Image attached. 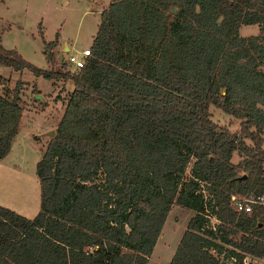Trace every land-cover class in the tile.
<instances>
[{
	"label": "trees",
	"instance_id": "obj_1",
	"mask_svg": "<svg viewBox=\"0 0 264 264\" xmlns=\"http://www.w3.org/2000/svg\"><path fill=\"white\" fill-rule=\"evenodd\" d=\"M249 24L257 33L239 35ZM96 27L74 71L0 45V66L72 84L35 164L38 211L0 205V264H146L173 204L194 214L167 264L264 261V205L230 200L264 198V0H110ZM41 44L52 63L56 36ZM22 85L0 93V159ZM209 105L238 128L213 123Z\"/></svg>",
	"mask_w": 264,
	"mask_h": 264
},
{
	"label": "rangeland",
	"instance_id": "obj_2",
	"mask_svg": "<svg viewBox=\"0 0 264 264\" xmlns=\"http://www.w3.org/2000/svg\"><path fill=\"white\" fill-rule=\"evenodd\" d=\"M109 2L110 0H0V45L5 49H16L23 60L39 68L58 69L63 61L70 71H74V65L67 62L68 56L79 57L81 51L89 49L99 15ZM257 31V25H242L239 35L246 37ZM41 36L45 41L53 40L56 36L52 63L46 62L42 56ZM0 76V93L7 96H10V90L17 79L23 82L18 99L21 116L14 149L10 156L0 161V169H3L0 171V204L30 217L37 210L40 201L39 180L33 160L49 141L48 132H54L72 84L69 81L44 80L27 70L19 74L3 66H0ZM208 112L213 123L224 126L231 132L238 128L237 119L224 114L215 106L209 105ZM262 133L261 147L264 149V127ZM246 142L250 144L248 140ZM240 159L238 152H234L231 162L234 164ZM189 167L190 164L184 170L183 179L190 175ZM101 178L98 176L96 180L100 181ZM193 214V211L175 204L170 206L151 263L158 261L156 258L159 256L161 261L158 264L166 261ZM210 222L215 224L213 219ZM248 263L257 264L254 259H249Z\"/></svg>",
	"mask_w": 264,
	"mask_h": 264
},
{
	"label": "built area",
	"instance_id": "obj_3",
	"mask_svg": "<svg viewBox=\"0 0 264 264\" xmlns=\"http://www.w3.org/2000/svg\"><path fill=\"white\" fill-rule=\"evenodd\" d=\"M89 49H84L83 51L80 52L79 57H74L73 55H69L67 58V62L70 64H73L75 68H80L82 67V61L84 56L88 55ZM233 208H235L237 211H242L245 213H250L252 210V206L254 205H264V198L262 195L258 194H249L246 197L239 198L236 195L231 196L230 198ZM250 258L245 256L243 258V263L244 264H249L248 260ZM247 261V262H246Z\"/></svg>",
	"mask_w": 264,
	"mask_h": 264
},
{
	"label": "crops",
	"instance_id": "obj_4",
	"mask_svg": "<svg viewBox=\"0 0 264 264\" xmlns=\"http://www.w3.org/2000/svg\"><path fill=\"white\" fill-rule=\"evenodd\" d=\"M64 49H66V47H65ZM15 137H16V135H15ZM15 137L13 138V143H12V145H11L10 151L8 152V154H6L4 157H2V158L0 159V161L4 160V158H7L8 156H10V154H12L13 149H14V143H15V141H16V140H15ZM45 146H46V145H45ZM45 146L43 147L42 151L40 150V152H39V154L37 155V157L33 160L35 164H36V162H37L38 160H40V156H41V154H42V152H43ZM2 170H3V169H0V171H2ZM39 202H40V201H39ZM0 205L3 206V207H5L3 204H0ZM21 207H22V206H21ZM6 208H7V207H6ZM11 208H12V207H11ZM11 208L8 207V209L12 210ZM23 209H24V207H23ZM38 209H39V205H38L37 210H38ZM37 210H36V211L34 212V214H33L32 216H30V217L25 216V215H23V216H25L26 218L31 219V218H33V216L36 214ZM12 211H13V210H12ZM14 211H15V210H14ZM14 211H13V212H14ZM15 212H16V211H15ZM16 213H18V212H16ZM18 214H19V213H18ZM21 215H22V214H21ZM161 231H162V230H161ZM159 238H160V235L158 236V238H157V240H156V242H155V244H154V246H153L154 248H153L151 254H150L149 257L147 258L146 264H158V261L161 259L160 256H159V258H156V259H158V261H154V262L151 263V259H152V257H153V254L155 253V250L158 248L157 245H158V240H159ZM176 244H177V243H176ZM175 248H176V245H175V247H174V250H175ZM174 250L171 251L169 257H167L166 261H165L163 264H167V263H168V261L170 260V258H171V256H172ZM164 251H165V250H164ZM164 251H163V253H164ZM247 257H249L250 259H254V261H255L257 264H264V261H262L261 259H258V258H256V257L253 258V257H250V256H247ZM257 260H258V261H257ZM160 261H161V260H160ZM160 261H159V262H160Z\"/></svg>",
	"mask_w": 264,
	"mask_h": 264
},
{
	"label": "water",
	"instance_id": "obj_5",
	"mask_svg": "<svg viewBox=\"0 0 264 264\" xmlns=\"http://www.w3.org/2000/svg\"><path fill=\"white\" fill-rule=\"evenodd\" d=\"M52 134H53V131L52 130H50L49 132H48V135H49V137H51L52 136ZM246 176L245 175H242V178H245Z\"/></svg>",
	"mask_w": 264,
	"mask_h": 264
}]
</instances>
